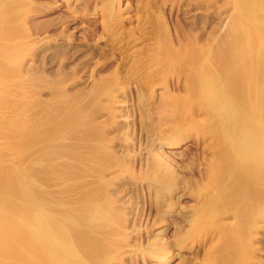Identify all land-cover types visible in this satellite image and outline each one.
<instances>
[{
    "label": "bare ground",
    "instance_id": "1",
    "mask_svg": "<svg viewBox=\"0 0 264 264\" xmlns=\"http://www.w3.org/2000/svg\"><path fill=\"white\" fill-rule=\"evenodd\" d=\"M24 3L0 0V264H131L144 254L169 264L186 241L192 247L202 239L201 264H255L251 252L264 223V0H231L222 33L168 53L179 62L173 79L180 92L162 99L163 121L151 140L172 149L194 135L205 152L201 201L184 236L147 251L124 240L107 184L120 173L98 170L112 153L100 140L91 144L100 135L98 116L49 113L30 89ZM119 15H105L106 23L121 25ZM219 199L231 209L223 205L213 221L215 212L208 214L221 210ZM231 241L238 245L221 259Z\"/></svg>",
    "mask_w": 264,
    "mask_h": 264
},
{
    "label": "rangeland",
    "instance_id": "2",
    "mask_svg": "<svg viewBox=\"0 0 264 264\" xmlns=\"http://www.w3.org/2000/svg\"><path fill=\"white\" fill-rule=\"evenodd\" d=\"M25 2L20 14L25 19V53L34 56L32 65L24 68L33 83L30 89L43 98L49 113L58 112L62 117L71 110L69 114L98 116L100 135L91 144L100 140L112 152L98 170L120 173L118 178H107L111 179L107 184L118 201L119 224L124 240H129L126 244L147 251L163 242H175L188 231L189 219L200 204L205 152L193 134L172 149L158 147L151 140L154 124L163 121L162 99L180 92L173 79L180 70L179 62L168 53H175L189 39L198 41L222 33L231 14V0ZM110 12L121 17V25L114 29L106 23L105 15ZM164 46L173 51H164ZM109 89L112 99L105 95ZM225 204L219 199L221 210L208 216L215 212L211 218L217 221L214 219L221 217L225 206V212L231 209ZM261 226L251 252L255 264H264V223ZM198 243L190 247L191 242L186 241V247L169 264L203 263L208 243L203 239ZM223 245L220 256L224 247L230 252L222 258L218 252L221 259L238 242ZM144 255L131 264H154Z\"/></svg>",
    "mask_w": 264,
    "mask_h": 264
}]
</instances>
